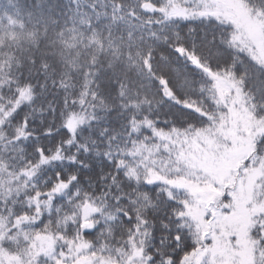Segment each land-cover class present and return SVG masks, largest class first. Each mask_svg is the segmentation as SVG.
Returning a JSON list of instances; mask_svg holds the SVG:
<instances>
[{"label":"snow or ice","instance_id":"1","mask_svg":"<svg viewBox=\"0 0 264 264\" xmlns=\"http://www.w3.org/2000/svg\"><path fill=\"white\" fill-rule=\"evenodd\" d=\"M0 264H264V0H0Z\"/></svg>","mask_w":264,"mask_h":264}]
</instances>
